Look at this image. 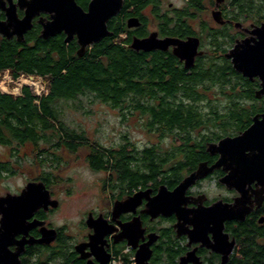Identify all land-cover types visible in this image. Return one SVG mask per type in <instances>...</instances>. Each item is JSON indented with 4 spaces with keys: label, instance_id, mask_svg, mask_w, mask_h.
Wrapping results in <instances>:
<instances>
[{
    "label": "trees",
    "instance_id": "16d2710c",
    "mask_svg": "<svg viewBox=\"0 0 264 264\" xmlns=\"http://www.w3.org/2000/svg\"><path fill=\"white\" fill-rule=\"evenodd\" d=\"M228 1L237 20L264 22V0ZM49 46L0 40V73L9 71L16 80L42 78L49 89L42 97L27 86L21 95L0 88V146L11 151V161L0 157V178L15 173L12 161L26 159L19 153L21 147L30 146L40 163H58L61 150L76 153L86 147L92 167L111 170L113 178H135L143 185L162 178L174 185L211 158L207 144L241 133L264 110V102L256 98L258 80H249L232 68L224 59L223 43L217 72L199 70L193 75L177 65L175 56L140 53L127 42L103 41L83 57L64 38H59V49L49 50ZM212 87L229 101L224 109L201 104ZM81 97L122 112H138L147 129L161 140L169 135L174 142L180 141L169 148L160 144L139 148L130 141L108 149L98 142L91 145L88 137L70 129L62 118V106ZM256 214H264V206ZM256 214L236 227L237 248L227 264H264V222Z\"/></svg>",
    "mask_w": 264,
    "mask_h": 264
},
{
    "label": "flooded vegetation",
    "instance_id": "af4514ba",
    "mask_svg": "<svg viewBox=\"0 0 264 264\" xmlns=\"http://www.w3.org/2000/svg\"><path fill=\"white\" fill-rule=\"evenodd\" d=\"M75 1L81 11L91 13L97 0ZM56 3V0H0V40L31 45L46 42L51 43L49 50L59 49V38H64L66 42L68 34L65 30L58 32L56 29L54 22L58 12L55 7L60 4L56 5ZM101 5L103 8L94 7L93 11L99 20L103 11L110 6L114 8L120 6V8L117 14L107 21L108 31L111 34L98 43L107 40H114L117 43L127 42V46L134 49L131 46L136 40L176 38L186 41L190 38H198L199 51L203 54L195 56V64L190 68L186 67V61L174 54V45H171L167 51L134 49L150 55L158 52L173 55L176 57L177 65L189 75L199 70L217 72L218 68L215 64L219 63L217 61L221 58L222 43V47L227 49L223 54L224 59L233 65L227 53L238 40L250 35L249 31L254 24L250 20L249 25L242 19L237 20L235 9L228 0H102ZM48 32L54 33L45 37ZM66 43L76 45L78 50L80 48L77 34ZM98 43L92 44L87 50H92ZM256 80L259 82L256 98L264 102V95L260 98L257 96V91L261 89V81L259 79L254 81ZM263 112L264 110L257 114ZM221 139L212 142H219ZM88 142L94 144L91 140ZM207 145L209 147V144ZM209 153L211 158L201 162H208L210 166L215 164L221 155ZM88 156L89 152L86 162L94 172H106L108 175L99 186L100 201L83 210L80 219L72 227L67 222L59 224L57 218L64 204L57 189L61 181L56 174L58 163L38 162L36 164L42 171L37 177L27 178L25 184L20 185L16 190L7 185L0 191V196L6 197L8 194L21 195L32 182L42 183L45 187L40 191L41 206L31 217L26 218L24 227L3 226L4 214L0 210V244L6 245L11 260H18L16 264H116L115 261L118 264H132L134 257V264H138L140 250L148 246L152 254L147 264H181L182 260L183 264L222 263L223 254L203 244V239L212 245L216 243L212 231L196 234L192 239L188 233L194 229V226L184 218H180L177 211L169 214L160 213L157 216H154V212L148 211L153 209L157 212V208H150L148 204L157 199L163 186L167 187L168 192L174 191L179 183L198 169L201 162L195 170L174 185L165 184L162 178H152L143 185L135 178H113L111 170L93 168ZM226 174L224 169H217L191 186L186 194L187 203L183 204L182 209L195 210L200 205L208 207L219 200L233 203L239 192L220 182ZM211 181H214L223 192L211 195L208 187ZM139 194V203L123 205ZM57 202L58 206L55 205ZM118 204L120 208H117ZM8 206L9 204L5 202L4 208L7 209ZM260 209L262 207H256L245 221L233 219L225 222L224 233L229 236L226 242L227 248H230L234 239L237 241L236 227L247 222L248 218L251 219L253 214L260 212ZM257 216L262 218L264 214ZM90 219L96 221L97 227L90 225ZM135 220L141 221V228L130 225ZM32 223L37 225L28 227ZM45 233L49 236L48 242H29L44 239ZM130 241L135 244H130ZM236 248L237 244L230 253L229 261L235 254Z\"/></svg>",
    "mask_w": 264,
    "mask_h": 264
},
{
    "label": "water",
    "instance_id": "95a60500",
    "mask_svg": "<svg viewBox=\"0 0 264 264\" xmlns=\"http://www.w3.org/2000/svg\"><path fill=\"white\" fill-rule=\"evenodd\" d=\"M56 1V5L60 3L55 7L57 8L56 12H58L54 22L56 29L58 32L66 31L68 34L66 42L68 43L74 38V34H77L80 44L78 51L80 57L86 54L89 46L100 42L104 37L111 34L108 31L107 21L111 16L117 14L118 8L122 6L121 3L120 6L115 8L110 6L103 11L99 20L93 11L94 7L99 8L100 6L103 8L101 5L102 0L95 2L91 13L81 11L75 0ZM240 24L238 23V25ZM54 32L46 33L45 37ZM249 34L248 37L237 41L235 46L227 53V57L232 59L233 68L241 73L243 77L252 81L255 79L261 81V89L257 91V96L260 98L264 95V22L253 24ZM199 43L200 40L198 38H190L186 41L176 38L167 40L148 38L136 40L131 47L144 51L157 49L167 51L171 45H174V54L181 60L186 61V67L190 68L195 64V56L203 54L202 51H199ZM208 150L212 154H220V159L210 166L208 162H201L198 169L179 183L180 185L172 192H168L167 187L163 186L157 199L148 204L150 208H157V212L153 209H148V211L149 213L154 212V216L160 213L169 214L177 211L180 218H184L194 226V229L188 233L192 239H194L196 234H202V232H207L208 230L212 231L216 243L212 245L206 243V240L203 239V244L223 254L221 264H227L230 260V253L234 250L237 241L234 239L230 244V248L226 247L229 236L224 233L225 222L233 219L245 221V218L256 207L261 208L264 206V112L255 115L253 123L241 133L226 136L219 142L209 143ZM220 168L227 172L220 182L228 188L239 192V196L235 198V201L227 203L219 200L208 207L200 205L195 210L182 209L183 204L187 203L186 194L188 189ZM41 189H45L44 184L32 182L24 189L21 195L8 194L6 197L0 196V210L4 214L2 225L6 228L14 225H22L24 227L26 218L31 217L33 212L42 204ZM139 197L140 194L123 205L139 203ZM5 202L9 204L7 209L4 208ZM55 205L58 206V202ZM120 207L118 204L117 208ZM191 214H193L192 217ZM89 222L90 225L97 227L95 220L90 219ZM260 222L263 224L264 217L260 219ZM35 225L37 224L32 223L28 227ZM130 225L141 228L142 223L135 220ZM132 229L134 230L135 228ZM48 238V234L45 233L44 239L31 240L29 242H48ZM130 244L135 243L130 241ZM151 254L149 246L143 247L138 254V264H147ZM17 262L18 260L10 259L6 245L2 246L0 244V264H16ZM186 262L187 260H185ZM181 264H183V260Z\"/></svg>",
    "mask_w": 264,
    "mask_h": 264
},
{
    "label": "rangeland",
    "instance_id": "374dc122",
    "mask_svg": "<svg viewBox=\"0 0 264 264\" xmlns=\"http://www.w3.org/2000/svg\"><path fill=\"white\" fill-rule=\"evenodd\" d=\"M246 22L249 25L250 21ZM11 76L9 71L4 74L0 73V88L5 93L21 95L22 88L27 86L36 95L43 97V95L49 94L45 79L21 77L16 80ZM219 92L217 87H212L206 94L208 100L201 104L203 106H206L205 104L216 105L219 109H224L229 101ZM62 110L63 121L70 129L84 134L92 142H98L107 149L121 146L127 141L134 143L139 148L153 144H160L164 148H169L180 141L178 138L174 142V139H169V135L167 140H161L159 134L147 129L146 122L141 118L140 113L135 112L133 114L126 109L122 112L120 108H114L112 105L99 100L81 97L76 101L65 103ZM10 152L9 147L0 146L1 159L11 161ZM88 152L86 147L78 148L76 153L65 150L59 152L61 160L57 164L56 174L61 181L57 189H59V194L64 202L57 217L59 224L67 222L72 227L80 219L83 210L91 205L94 206L101 199L99 186L108 173H96L90 168L86 162ZM19 153H21L20 155H27L26 159H21L20 163L12 161L16 174L0 178V191L4 190L7 185L16 190L20 185L25 184L27 178L37 177L42 171L36 164L38 159L32 153L30 146L21 147ZM48 162L53 163L52 160H48ZM47 169L50 170V168ZM208 187L211 195L223 192L214 181H211ZM69 190L72 191L68 192ZM133 259L135 261V257ZM134 261L131 263L134 264ZM115 263L118 264L117 261Z\"/></svg>",
    "mask_w": 264,
    "mask_h": 264
}]
</instances>
